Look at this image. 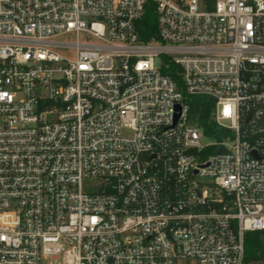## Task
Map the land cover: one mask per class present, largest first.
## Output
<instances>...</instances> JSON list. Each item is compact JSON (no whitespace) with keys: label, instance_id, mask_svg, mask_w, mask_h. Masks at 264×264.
I'll return each mask as SVG.
<instances>
[{"label":"built area","instance_id":"2783aa9c","mask_svg":"<svg viewBox=\"0 0 264 264\" xmlns=\"http://www.w3.org/2000/svg\"><path fill=\"white\" fill-rule=\"evenodd\" d=\"M193 97L228 135L192 123ZM247 232L264 0H0V264H245Z\"/></svg>","mask_w":264,"mask_h":264},{"label":"trees","instance_id":"16d2710c","mask_svg":"<svg viewBox=\"0 0 264 264\" xmlns=\"http://www.w3.org/2000/svg\"><path fill=\"white\" fill-rule=\"evenodd\" d=\"M155 17L152 10H148L139 28L141 37L149 39L154 32ZM214 103L205 97L191 99L190 116L192 123L202 130L206 137L221 140L228 135V131L218 128L213 121ZM245 264H264V232H247L244 235Z\"/></svg>","mask_w":264,"mask_h":264},{"label":"rangeland","instance_id":"374dc122","mask_svg":"<svg viewBox=\"0 0 264 264\" xmlns=\"http://www.w3.org/2000/svg\"><path fill=\"white\" fill-rule=\"evenodd\" d=\"M62 39H64V40H73L74 37L73 36H69L67 38H62ZM155 64H156V66H158L160 64V61L156 60ZM208 141H209V139H203L202 140V142H208ZM197 180H199L204 185L207 184L208 181H209L208 178H199V179L197 178ZM51 262H52V264H56L55 261H51ZM49 263H50L49 260H44V261L41 262V264H49ZM175 264H195V262L193 260H189V259H183V260L180 259V260H177L175 262Z\"/></svg>","mask_w":264,"mask_h":264}]
</instances>
